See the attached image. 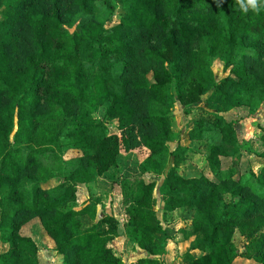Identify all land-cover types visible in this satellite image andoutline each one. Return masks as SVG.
Listing matches in <instances>:
<instances>
[{"label":"trees","instance_id":"obj_1","mask_svg":"<svg viewBox=\"0 0 264 264\" xmlns=\"http://www.w3.org/2000/svg\"><path fill=\"white\" fill-rule=\"evenodd\" d=\"M246 2V0H245ZM121 6V25L105 28L101 15ZM0 243L9 250L0 264H40L37 244L19 234L34 218L41 220L64 264H124L113 253L119 222L84 228L81 218H97L96 205L74 208L81 186L91 188L113 165L106 149L107 121L95 118L105 98L97 88L117 92L124 134L145 150L140 163L145 178L124 184L130 201L126 237L135 251L148 254L131 264H162L158 236L164 234L156 212L158 177L166 209L197 205L202 213L194 232L202 235L188 264H233L240 230L264 264V168L256 183L234 176L216 182L186 179L178 169L190 150L173 129L176 102L189 114L208 116L220 131L211 149L209 171H220V157L239 145V128L224 117L241 106L264 104V5L245 12L240 0H0ZM232 76L217 82L213 63ZM151 75V78H150ZM70 139L65 146L62 139ZM204 139L203 124L189 134ZM264 159V134L256 138ZM254 144V141H253ZM77 154L66 159L65 148ZM67 151V152H68ZM173 161V167L170 168ZM205 169V172L206 170ZM169 170V171H168ZM215 177V176H214ZM218 178V177H217ZM228 199H233L227 201Z\"/></svg>","mask_w":264,"mask_h":264},{"label":"rangeland","instance_id":"obj_2","mask_svg":"<svg viewBox=\"0 0 264 264\" xmlns=\"http://www.w3.org/2000/svg\"><path fill=\"white\" fill-rule=\"evenodd\" d=\"M6 13L7 9L3 8L0 12V21L5 19ZM101 15L108 18L105 28L112 30L121 25L124 12L120 6L114 14H111L109 7L104 6ZM213 72L217 82L232 76L230 70H226L220 61L213 63ZM108 92L106 88H97L98 98H105L106 100L101 103V107L94 116L100 121H107L109 138L105 142L106 147L102 146V148L108 151L114 163L97 179L91 188L85 185L80 187L74 208L79 211L89 204L96 205L97 218L95 220L90 217L81 218L84 228L96 225L100 231H106L110 228L103 223L106 216L118 220L119 237L114 242L113 253L124 264H131L140 258L148 257V254L140 249L135 251L134 243L126 237L127 212L131 204L125 197L124 184L128 182L134 187L142 179L155 177L150 174H142L140 163L144 160L146 152L143 148H137L132 143V138L125 136L123 133L125 121L115 113H110L113 112L115 106L119 109L122 102L118 101L121 95H118L117 92L111 90L107 97ZM208 97L191 106H185L177 101L172 110L173 129L179 135V141L170 144V149L172 152L179 147L190 150L188 159L182 162L178 172L186 179H201L205 175L206 179L219 182L220 179L234 176L235 181L241 185L247 182L256 183V177L264 168V159L252 145L257 149L255 140L264 134V104L259 108H253L251 104L244 105L224 115L228 122L238 125L239 145L229 148V155L220 157L221 168L216 175L214 174V177L208 169L210 168L209 156L211 149L221 144L220 131L212 125L208 116L199 117L188 113L191 108L204 107ZM201 123L205 131L204 139L200 141L191 140L190 132L199 128ZM62 141L66 146L70 139L65 136ZM68 150L66 147L64 151L66 159L77 157V154L69 153ZM173 166L172 161L170 168ZM205 169L208 170L205 172ZM166 176L167 174L156 178L157 188L155 191L156 212L165 230L164 234L158 236V242L164 252L160 260L162 264H188L186 259L188 255L202 259L208 254V252L204 253L196 249L197 241L202 238V235L194 232L193 223L202 213L197 205L177 210L166 209L160 193ZM230 200L233 199L227 201ZM19 234L22 237L32 239L37 244L40 264H64L65 255L55 251V244L50 235L44 231L39 218H34L23 224ZM232 244L240 250L239 256L233 264H262L259 255L247 250L246 247L249 242L240 230L234 231ZM8 250L9 246L0 243V254Z\"/></svg>","mask_w":264,"mask_h":264},{"label":"clouds","instance_id":"obj_3","mask_svg":"<svg viewBox=\"0 0 264 264\" xmlns=\"http://www.w3.org/2000/svg\"><path fill=\"white\" fill-rule=\"evenodd\" d=\"M259 3L264 5V0H259ZM240 6L241 8L247 12L249 7H251L254 10L258 9V0H240Z\"/></svg>","mask_w":264,"mask_h":264}]
</instances>
